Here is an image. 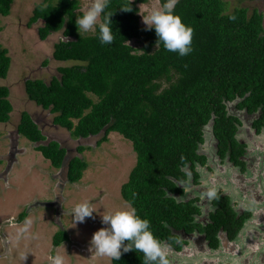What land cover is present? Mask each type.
Returning a JSON list of instances; mask_svg holds the SVG:
<instances>
[{
    "label": "trees",
    "instance_id": "1",
    "mask_svg": "<svg viewBox=\"0 0 264 264\" xmlns=\"http://www.w3.org/2000/svg\"><path fill=\"white\" fill-rule=\"evenodd\" d=\"M144 0H111L107 11L115 40L101 45L95 33H78L75 19L79 0H41L32 9L28 23L38 22L40 39L60 31L68 40L54 44L53 58L71 61L57 68L48 82L26 79L25 93L53 114L52 122L67 129L74 138L110 132L128 139L136 154L135 165L120 193L131 202L137 215L150 222L153 235L174 243L177 232L204 230L212 246L223 228L233 234L237 218L226 196L214 200L216 211L205 228L194 222L198 211L194 200H183L178 182L191 174L196 182L197 163L206 157L198 153L204 128L211 123L218 140V153L239 163L242 145L235 139L238 119L229 114L228 102L238 109L259 111L253 121L257 131L264 126V26L255 8L235 7L228 11L226 0H179L174 12L193 29L192 51L186 56L156 46L154 30L140 23L139 3ZM163 3V0H161ZM245 1V0H239ZM14 0H0V15L9 14ZM131 11H123L120 8ZM1 30V26H0ZM134 40L139 47H133ZM11 57L0 44V78L7 76ZM9 88L0 85V122L10 119ZM17 132L31 142L46 139L27 111L21 112ZM54 168H61L67 149L57 141L35 146ZM85 149L78 146L79 152ZM85 159L73 156L67 163L66 179H81ZM22 211L17 221H22ZM69 235L59 230L53 237L58 246ZM143 254L122 253L111 264H141Z\"/></svg>",
    "mask_w": 264,
    "mask_h": 264
},
{
    "label": "rangeland",
    "instance_id": "2",
    "mask_svg": "<svg viewBox=\"0 0 264 264\" xmlns=\"http://www.w3.org/2000/svg\"><path fill=\"white\" fill-rule=\"evenodd\" d=\"M40 1L14 0L9 14L0 15V44L11 57L7 76L0 78V85L9 88L12 105L9 121L0 122V264H51L49 257L53 255L63 256L64 264H110L108 257L97 256L90 250V238L93 232L104 227L100 222L102 215L127 207L120 188L135 165L136 154L131 142L115 131L100 145L96 144L100 134L72 137L67 129L53 124V114L48 109L28 99L24 88L26 79L40 78L48 82L52 76L59 75V66L73 63L53 58L54 44L65 40L60 31L40 39L38 22L28 23L34 5ZM79 1V9L88 2ZM226 1L228 11L238 6L246 7L249 12L257 9L263 15L264 26V0ZM161 3V0L140 2V14ZM141 15L140 23L144 25ZM129 43L139 47L134 40ZM236 101L227 103L228 111L241 114L233 107ZM23 111L42 129L45 140L33 143L16 132ZM210 128L211 123L205 126L204 134ZM51 140L67 149L64 164L58 169L35 149L36 145ZM207 143L213 142L207 140ZM78 146L85 149L79 152ZM73 156L85 159L87 167L79 181L70 183L65 174ZM214 175H218L219 181H225L220 174ZM56 200V205L46 204ZM85 201L93 209V217L74 224L71 210ZM22 211L26 216L18 222L16 219ZM59 230L66 231L69 239L54 246L53 237Z\"/></svg>",
    "mask_w": 264,
    "mask_h": 264
},
{
    "label": "flooded vegetation",
    "instance_id": "3",
    "mask_svg": "<svg viewBox=\"0 0 264 264\" xmlns=\"http://www.w3.org/2000/svg\"><path fill=\"white\" fill-rule=\"evenodd\" d=\"M233 107L241 113H229L239 120L235 133V139L242 145L239 163L232 162L227 155H219L218 140L210 128L198 148L206 161L194 168L198 174L196 182L188 174V179L178 182V186L183 190V200H194L198 209L194 222L202 228L211 223L217 196H226L235 216L242 221L233 234L219 228L215 246L210 244L205 231L198 228L178 231L173 244L160 241L168 264H264V126L259 131L253 127L259 111L250 113L238 109L235 103ZM214 173L225 181H219ZM209 192L214 195L209 196Z\"/></svg>",
    "mask_w": 264,
    "mask_h": 264
},
{
    "label": "clouds",
    "instance_id": "4",
    "mask_svg": "<svg viewBox=\"0 0 264 264\" xmlns=\"http://www.w3.org/2000/svg\"><path fill=\"white\" fill-rule=\"evenodd\" d=\"M179 0H163L157 8H152L141 15L145 31L154 30L156 46L162 45L169 52L183 57L192 51V32L190 26L184 24L174 9ZM111 0H88L76 13L75 25L78 33L93 32L101 45H111L115 40L110 19L113 12L107 11ZM123 11H131L120 8ZM65 40H68L64 36ZM209 196L214 192H209ZM127 207L110 211L101 216L104 227L93 232L90 238V250L97 256L108 257L110 264L119 260L122 253L130 251L143 254L141 264H168L166 251L161 242L153 235L150 222L137 215L131 202ZM93 209L89 202L77 203L71 210L72 222L84 223L86 218L93 217ZM51 264H64V257H49Z\"/></svg>",
    "mask_w": 264,
    "mask_h": 264
},
{
    "label": "water",
    "instance_id": "5",
    "mask_svg": "<svg viewBox=\"0 0 264 264\" xmlns=\"http://www.w3.org/2000/svg\"><path fill=\"white\" fill-rule=\"evenodd\" d=\"M16 132H17V130H16ZM18 133V132H17ZM10 156H13V154L11 153L10 154ZM64 161H65V157H64V160H63V163H62V165L64 164ZM11 165L9 164V167H10ZM62 167V166H61ZM66 175V174H65ZM66 178V177H65ZM67 180V179H66ZM41 204H45L44 202L43 203H41ZM47 205H56L57 204V200H56V202H50V203H46Z\"/></svg>",
    "mask_w": 264,
    "mask_h": 264
},
{
    "label": "crops",
    "instance_id": "6",
    "mask_svg": "<svg viewBox=\"0 0 264 264\" xmlns=\"http://www.w3.org/2000/svg\"><path fill=\"white\" fill-rule=\"evenodd\" d=\"M35 121V120H34ZM39 127V126H38ZM40 130H42V129H40ZM50 162V161H49Z\"/></svg>",
    "mask_w": 264,
    "mask_h": 264
}]
</instances>
